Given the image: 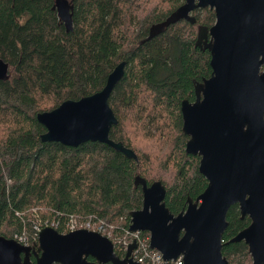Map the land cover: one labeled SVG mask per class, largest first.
Wrapping results in <instances>:
<instances>
[{"label": "trees", "instance_id": "1", "mask_svg": "<svg viewBox=\"0 0 264 264\" xmlns=\"http://www.w3.org/2000/svg\"><path fill=\"white\" fill-rule=\"evenodd\" d=\"M72 2L74 28L67 32L56 0H0V59L14 74L0 82V236L8 239L31 230L34 208L61 223L70 215H94L122 235L131 213L143 207L137 176L149 186L163 183L175 215L208 187L201 158L186 152L181 108L185 100L195 102V84L212 76L211 53L196 43L200 29L215 24V12L197 10L195 24L181 21L152 36V27L184 0ZM122 62L125 74L109 100L119 122L110 138L139 162L98 142L77 148L42 142L46 128L37 115L102 91ZM227 221L223 256L229 264H252L244 241L229 243L250 218L234 205Z\"/></svg>", "mask_w": 264, "mask_h": 264}, {"label": "water", "instance_id": "2", "mask_svg": "<svg viewBox=\"0 0 264 264\" xmlns=\"http://www.w3.org/2000/svg\"><path fill=\"white\" fill-rule=\"evenodd\" d=\"M204 9L215 12L216 22L200 29L196 45L211 53L213 72L195 84V102L183 101L181 110L189 137L186 152L201 158L199 171L208 187L175 215L165 204L163 183L149 186L137 176L143 207L131 213L130 232H148L151 248L166 262L183 257L184 264H229L222 254L223 236L230 208L239 205L242 218L249 217L251 224L229 243L244 241L252 264H264V0H184L166 21L152 27L151 35L181 21L195 24L193 13ZM54 10L67 32L73 31L74 4L56 0ZM125 71L122 62L102 91L38 114L46 128L42 142L74 148L98 142L138 163L132 149L110 138L119 122L109 100ZM10 79V65L0 59V82ZM137 246L133 241L120 257L114 243L99 232L61 234L48 227L29 247L0 236V264H32L34 248L36 264H140L134 259Z\"/></svg>", "mask_w": 264, "mask_h": 264}, {"label": "built area", "instance_id": "3", "mask_svg": "<svg viewBox=\"0 0 264 264\" xmlns=\"http://www.w3.org/2000/svg\"><path fill=\"white\" fill-rule=\"evenodd\" d=\"M34 218V222L31 224V230H24L15 236V240L23 245L30 246L38 243L40 233L43 229L51 227L61 230V234H68L78 230H88L99 232L103 236L109 238L114 242L115 251L116 248L125 256L127 249L133 241H137V249L134 251V259L140 264H184L183 257L178 258L176 261L166 262L161 252L156 249H152L150 245V236H143V232L132 233L129 229H124L122 235H117L118 230L114 225L109 224L107 221L102 220L94 215L83 218L81 216L70 215L64 222L54 219H43L40 216L39 209H31L29 211ZM18 213L19 218L24 217ZM59 232V231H58ZM125 235V236H124Z\"/></svg>", "mask_w": 264, "mask_h": 264}, {"label": "flooded vegetation", "instance_id": "4", "mask_svg": "<svg viewBox=\"0 0 264 264\" xmlns=\"http://www.w3.org/2000/svg\"><path fill=\"white\" fill-rule=\"evenodd\" d=\"M164 29H166V28H164ZM164 29H163V30H164ZM163 30H162V31H163ZM32 245H34V244H32ZM32 245H30V246H32ZM25 247H29V246H25ZM35 250H36V248L33 249V251H32V255H31V261H32V264H36V255L34 254ZM90 260H92V259H90Z\"/></svg>", "mask_w": 264, "mask_h": 264}, {"label": "rangeland", "instance_id": "5", "mask_svg": "<svg viewBox=\"0 0 264 264\" xmlns=\"http://www.w3.org/2000/svg\"><path fill=\"white\" fill-rule=\"evenodd\" d=\"M69 1L72 2V0H69ZM72 3H73V2H72ZM10 71H11V68H10ZM11 75H12L11 77L13 78L14 74H13L12 71H11ZM41 208H42V207H41ZM41 208H40V209H41ZM42 211H43V213H44V212H47V211H46L45 209H43V208H42ZM124 236H125V235H124ZM148 236H150V234H149ZM148 236H146V237H148ZM14 238H15V237H14ZM112 242H113V241H112ZM113 243H114V242H113Z\"/></svg>", "mask_w": 264, "mask_h": 264}]
</instances>
